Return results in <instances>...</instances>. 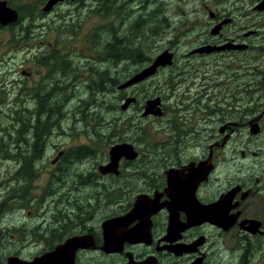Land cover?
Here are the masks:
<instances>
[{
  "label": "flooded vegetation",
  "instance_id": "af4514ba",
  "mask_svg": "<svg viewBox=\"0 0 264 264\" xmlns=\"http://www.w3.org/2000/svg\"><path fill=\"white\" fill-rule=\"evenodd\" d=\"M89 1L93 0H0L18 13L14 22H0V29L15 30L23 41L37 28L43 34L52 27L57 35L44 55L66 67L68 43L60 38L67 30L65 24L71 26L75 12L80 13ZM220 4H202L207 16L195 25L200 43L187 53L202 57L198 61L214 55L213 65L200 69L192 82L185 81L176 95L168 92L172 96L168 100L159 96L164 136L161 147L156 144L152 149L157 159L148 160L151 171L142 174L144 183L126 185L134 200L120 202H127L126 206H112L110 201L104 206L99 198L87 199L83 183L90 171L69 169L83 158H69L70 149H61L51 159L53 188L47 198L57 207L47 205L39 222L0 224V264L10 257L24 264L36 260V264H53L48 254L59 247L63 250L58 256L66 264H264V0ZM229 8L239 11V21ZM47 17L55 26L43 20ZM128 97L135 100L126 110L121 108L124 113L141 100L137 94L123 100ZM174 97L180 112L167 106ZM150 98L139 107L143 117L154 116L142 114ZM132 122L113 145L132 144L124 141L135 128ZM36 143L37 139L32 152L25 154L32 159L21 160L24 169L19 167L17 173L45 163L39 152L47 148ZM132 145L138 156L122 157L118 173L99 171L100 177L111 178L115 185L124 165L140 157L139 145ZM109 161L110 154L100 166ZM170 172L176 173L173 181ZM139 196L150 206L136 211ZM110 219L117 221L110 236L113 243L105 244L103 223ZM70 240L75 245L67 247Z\"/></svg>",
  "mask_w": 264,
  "mask_h": 264
},
{
  "label": "rangeland",
  "instance_id": "374dc122",
  "mask_svg": "<svg viewBox=\"0 0 264 264\" xmlns=\"http://www.w3.org/2000/svg\"><path fill=\"white\" fill-rule=\"evenodd\" d=\"M93 1L79 9L80 13L75 12L71 26L65 24L68 31L64 28L60 40L66 39L68 43L69 64L66 67L52 61L50 55H44V52L48 54L49 43L54 42L57 35L52 27H46L43 34L37 28L38 31L27 35L23 41L15 30L0 29V194L7 200V209L0 214V224L39 222L47 205L48 208L57 207L56 201L47 198L53 188L51 159L61 149H70L69 158H78L81 148L89 150L90 154L83 157L82 162L69 169L93 173L94 184L99 187L97 198L104 206L108 201L112 206H126L127 202H120L133 201L135 196L126 185L144 183L142 174L151 171L152 162L148 160L157 159L152 149L156 144L157 149L161 147L164 136L165 119L162 116H141L139 107L145 103L143 99L166 95L168 100L172 97L167 95L168 92L173 90L176 95L185 81L192 82L200 69L213 65L214 55L203 56L205 60L198 61L202 57L187 53L200 43V37L195 35V25L207 16L202 4H220L222 0H116L111 5L113 8L104 0ZM229 12L238 15L239 21V11L229 8ZM140 16V27L136 29L134 23ZM43 20L50 21L51 18ZM127 35L128 39L125 38ZM112 37L120 38L114 41V52H109L106 42ZM122 44L132 47L123 48ZM164 50L174 54L173 63L133 88L117 93L116 87L107 96L99 95L97 101L96 91L88 87L91 79L99 81L95 69L109 70L121 83L139 68L148 66L147 60H154ZM112 53L116 57L109 59ZM124 54L129 58L123 59ZM131 94L141 98L138 106L127 113L116 109L117 104L120 108L123 99ZM119 95L123 97L119 98ZM175 98L167 101V106L180 112L181 109L175 106ZM102 102L111 109L106 110ZM114 104L116 108H112ZM96 112L102 115H94ZM122 117L126 124L129 121L127 125L134 121L135 128L130 129L124 141L139 145L140 157L136 163L124 165L121 177L112 185L111 178L100 177L98 169L104 159L109 158L108 151L117 143L118 136L104 126ZM139 127L141 129L137 130ZM37 133L43 136L44 148H47L39 152L45 163H39L31 176L17 173L19 167L24 169L21 160L32 159L25 154L32 152ZM69 180L71 184L75 183L72 176ZM84 190V196H96V191L94 195L90 187L86 186ZM132 192H136L135 189Z\"/></svg>",
  "mask_w": 264,
  "mask_h": 264
},
{
  "label": "water",
  "instance_id": "95a60500",
  "mask_svg": "<svg viewBox=\"0 0 264 264\" xmlns=\"http://www.w3.org/2000/svg\"><path fill=\"white\" fill-rule=\"evenodd\" d=\"M0 22L2 23H12L16 20H18V13L16 10L11 9L10 7L6 8L2 4H0ZM173 57L174 54L170 52L169 50H164L163 52L159 53L158 56L150 63L148 66H146L144 69L139 71L138 73L134 74L132 77L127 79L125 82L120 84L118 87L120 89L130 87L134 84H137L147 78H149L151 75L156 73L159 67H164L167 66L171 63H173ZM134 97H128L126 98L122 105L121 108L123 110H126L131 101H134ZM144 116H147L149 114H154L157 116H162L163 111L161 107V99L159 96L150 98L146 101L145 108L142 113ZM110 154V161L107 164L99 166V171L101 173H118V166L119 162L122 157H125L127 159H135L138 156V152L135 150L134 146L129 143H119L116 145H113L110 148L109 151ZM174 172L169 173L170 180L173 181L175 177ZM150 204H148L145 200L144 197L139 196L134 204V210H143L144 208H148ZM153 206V204H152ZM151 206V207H152ZM217 215H219L217 213ZM117 222V221H116ZM114 219L107 220L103 223V228H104V235H105V244H111L113 243V240H110L112 237V229L116 226V223ZM72 240H75L74 238ZM72 240L68 241L66 243V246L68 247L70 245H75ZM77 241V240H76ZM111 242V243H110ZM65 248V245L63 246ZM62 247H59L58 250H56L54 253L48 254L50 256V259L53 264H66L67 262L65 261L64 257L60 258L58 255H62ZM70 248V247H69ZM61 252V253H60ZM56 255V256H55ZM38 260L32 263H25V264H36ZM6 264H24L16 257H10L8 259V262Z\"/></svg>",
  "mask_w": 264,
  "mask_h": 264
},
{
  "label": "trees",
  "instance_id": "16d2710c",
  "mask_svg": "<svg viewBox=\"0 0 264 264\" xmlns=\"http://www.w3.org/2000/svg\"><path fill=\"white\" fill-rule=\"evenodd\" d=\"M115 1L116 0H104V2H107L108 6L110 5L109 6L110 8H113L112 6L116 3ZM108 6H106V7H108ZM141 17L142 16H140L139 18H137V20L135 21L134 28L138 29L140 27L139 26V23L141 21ZM119 38H117V37H114L113 38L112 37V39H110L108 42H106V49H107V51L114 52V47H115V42L114 41L118 40ZM125 38L128 39V35L125 36ZM122 47L123 48H129V47H132V46H130L129 44H122ZM137 55H138V53H137ZM115 57H116V54H113L112 53V56L110 55L109 56V59H114ZM122 58L123 59H128L129 56L127 54H124ZM152 60L153 59L150 58L147 61L151 62ZM95 72L98 75L97 78H99V81H97V79H95V78L94 79H91L90 80V83L88 84V87L90 89L96 91L97 101L100 100L99 95L107 96L108 93L110 91H114L116 87H117V90H116L117 93H121V92H124V90H126L125 88H123V89H119L118 88V85H120L122 82L120 83V81L114 75H111V73H110L109 70H107V69L106 70H98V69H95ZM121 97H123V96L122 95H119V98H121ZM42 102L44 103V99H42ZM102 103H103V106L105 107L106 110L107 109H111V106H105L104 105V102H102ZM112 106H113L112 108H116V104H114ZM116 109H121V107L119 108V106L117 104V108ZM100 114H101L100 112H96L94 115H99L100 116ZM176 120H177V118H176ZM119 121H121V122H119ZM128 122H127V124H128ZM127 124H126V119H124L122 117V118H119V119L118 118L113 119L112 120V123L110 125L109 124H106V126H104V127L105 128H111V130L114 131L117 134L118 137H122V135L120 133L122 132V130L124 129V127L125 126H128V127L131 126V124L130 125H127ZM140 129H141V127H139L137 130H140ZM42 142H43V136L40 135V134H38L37 143H36L37 147H38V144H40ZM87 146H88V148H91L89 145H87ZM81 149H82V152H81V154H79L78 157H80V158H83L84 157L85 158V157H87L90 154V152H89V150L87 148H81ZM34 157H35V153H34ZM19 173H21V174L24 173L26 175H32L31 172H25L24 170H20ZM94 178L95 177H93V173L92 172H88V175L84 177V179L86 180V182H84L83 184H85L88 187H90V189L92 190V192H93L94 195H95V191H96V196H93L92 195L91 197H86L87 199H91V198H94L95 199L98 196L99 187L96 186V184H94V180H95ZM105 189H106V187H105ZM1 196H2V194H0V214L4 210L7 209V204H6L7 203V200L6 199L3 200L1 198ZM10 197L12 199L14 198L12 196H10ZM73 198L75 199V196H73Z\"/></svg>",
  "mask_w": 264,
  "mask_h": 264
},
{
  "label": "bare ground",
  "instance_id": "6f19581e",
  "mask_svg": "<svg viewBox=\"0 0 264 264\" xmlns=\"http://www.w3.org/2000/svg\"><path fill=\"white\" fill-rule=\"evenodd\" d=\"M132 76H133V75H132ZM128 79H129V78H128ZM147 79H148V78H147ZM147 79H145V80H147ZM126 80H127V79H126ZM126 80H125V81H126ZM145 80H143V81H145ZM125 81H123V82H125ZM143 81H141V82H143ZM123 82H122V83H123ZM141 82H139V83H141ZM122 83H121V84H122ZM137 84H138V83H137ZM118 88H119V87H118ZM127 88H128V87H127ZM119 89H120V88H119Z\"/></svg>",
  "mask_w": 264,
  "mask_h": 264
}]
</instances>
